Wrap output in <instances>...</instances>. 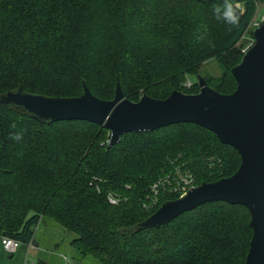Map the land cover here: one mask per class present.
Returning <instances> with one entry per match:
<instances>
[{"label":"trees","instance_id":"16d2710c","mask_svg":"<svg viewBox=\"0 0 264 264\" xmlns=\"http://www.w3.org/2000/svg\"><path fill=\"white\" fill-rule=\"evenodd\" d=\"M257 7V0H0V95L23 87L73 97L87 84L110 100L120 82L131 101L163 99L193 72L232 93V69L244 56L238 45ZM211 59L219 77L201 72ZM178 127L129 132L109 147L102 125L45 123L0 105V238L33 242L35 264H244L253 231L243 205L210 202L136 230L180 196L173 188L182 178L198 186L241 164L207 128ZM55 226L61 244L47 234Z\"/></svg>","mask_w":264,"mask_h":264},{"label":"water","instance_id":"95a60500","mask_svg":"<svg viewBox=\"0 0 264 264\" xmlns=\"http://www.w3.org/2000/svg\"><path fill=\"white\" fill-rule=\"evenodd\" d=\"M253 35L254 44L232 69L237 83L232 93L217 91L199 74V93L174 90L163 99L144 94L139 101H131L118 82L110 100L94 95L85 84L84 92L73 97L34 94L20 87L0 95V105L14 107L45 123L85 120L102 125L111 133L109 147L126 133L151 132L175 124L194 123L212 131L222 143L239 152L237 171L164 202L136 230L167 224L210 202L243 205L250 213L253 231L244 264H264V24Z\"/></svg>","mask_w":264,"mask_h":264},{"label":"rangeland","instance_id":"374dc122","mask_svg":"<svg viewBox=\"0 0 264 264\" xmlns=\"http://www.w3.org/2000/svg\"><path fill=\"white\" fill-rule=\"evenodd\" d=\"M237 6L240 7L241 6L240 3H238ZM257 6H259V8H261L260 11L262 12V7L264 6V0H257ZM254 42H255V38H254L253 32L249 31V32H247L246 35L243 36L238 47L241 50V52L245 53L254 44ZM201 72H203V73L211 72V74H213L214 76L219 77L221 75V67H220V65L216 59H211V60L207 61V63L204 64ZM197 75L198 74H195L194 72L188 73L185 77L184 83L181 85V87L178 90L182 91L184 93H187V94L199 93L200 92V85L198 83V76ZM178 126H179V124L169 126V127L170 128L174 127L175 132H181V130L183 128L178 127ZM183 173L185 175H183ZM175 174L177 176H181V177L188 175L186 170L180 171L179 168L176 169ZM189 180L190 179L182 178V185L177 184L173 188V190H175L177 195L181 196V194L185 192V189H183V187H186V188L190 187V186H191L190 188L195 187V185L192 186V183H189L190 182ZM156 184H158V183H155L152 185V190L154 191L155 194L157 193V190H158V187L155 186ZM193 184H195L194 181H193ZM171 190H172V188H171ZM110 198L112 201H114L112 196H110ZM47 234L50 237V240L52 242H58L61 244L62 235L64 233L61 232L59 227L55 226V227H53V229L50 228L48 230ZM43 238L46 240L45 243L48 244V239H46L45 235H43ZM2 239L3 238H0V251H1L0 260L2 259L3 262H1L0 264H19V263L24 264L26 256H27L26 264H35L36 263V261L38 259L37 249L29 248L28 244H24V246H22L14 255H11L9 252H7L3 248L2 244H1ZM67 245H68V242H67V240H65L63 246L68 247V249H71L70 246H67ZM68 249H65V253H70L68 251ZM55 257H52V258L54 260H57L58 257L57 256H55ZM68 257H69V261H70V255ZM74 263L70 261V264H74Z\"/></svg>","mask_w":264,"mask_h":264},{"label":"built area","instance_id":"2783aa9c","mask_svg":"<svg viewBox=\"0 0 264 264\" xmlns=\"http://www.w3.org/2000/svg\"><path fill=\"white\" fill-rule=\"evenodd\" d=\"M260 10H261V8H259V6H258L257 7V12H256L253 20L248 25L245 35L249 31L250 32H254L258 27H260V26H262L264 24V6L262 7V12ZM187 179H190L189 180L190 181L189 183H192V186L195 185V184H193V181H194L193 179H191V178H187ZM158 185H159V183L156 184L155 186L158 187ZM190 187H187V188L186 187H183V189H185V192H186V191H188L190 189ZM184 193H182L181 196ZM1 244H2L3 248L7 252H9L11 255H14L22 246H24V244L21 241L15 239V238H12V237H3ZM28 246H29V248H32L33 249L34 248L33 242H30L28 244ZM63 258L65 260H68V262H69V257L68 256L65 255V256H63ZM26 259H27V256L25 258V263L24 264H26ZM69 264H70V262H69Z\"/></svg>","mask_w":264,"mask_h":264},{"label":"clouds","instance_id":"9594fccd","mask_svg":"<svg viewBox=\"0 0 264 264\" xmlns=\"http://www.w3.org/2000/svg\"><path fill=\"white\" fill-rule=\"evenodd\" d=\"M229 7H231V5H229ZM216 12H217V15H218V17H219L220 9L217 8V9H216ZM224 18H225L229 23H235V22H236V20H234L232 17H228V16H227V13H225ZM15 138L19 139V136L15 137Z\"/></svg>","mask_w":264,"mask_h":264},{"label":"crops","instance_id":"0c3cea01","mask_svg":"<svg viewBox=\"0 0 264 264\" xmlns=\"http://www.w3.org/2000/svg\"><path fill=\"white\" fill-rule=\"evenodd\" d=\"M0 253H1V251H0ZM1 262H3L2 259L0 260V263H1ZM19 264H21V263H19Z\"/></svg>","mask_w":264,"mask_h":264}]
</instances>
